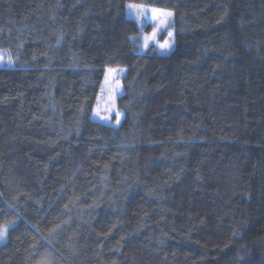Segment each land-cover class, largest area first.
I'll return each mask as SVG.
<instances>
[{"label":"trees","instance_id":"trees-1","mask_svg":"<svg viewBox=\"0 0 264 264\" xmlns=\"http://www.w3.org/2000/svg\"><path fill=\"white\" fill-rule=\"evenodd\" d=\"M0 49V264H264V0H0Z\"/></svg>","mask_w":264,"mask_h":264},{"label":"rangeland","instance_id":"rangeland-1","mask_svg":"<svg viewBox=\"0 0 264 264\" xmlns=\"http://www.w3.org/2000/svg\"><path fill=\"white\" fill-rule=\"evenodd\" d=\"M130 5L134 7H130ZM153 9L156 12H153ZM140 10V11H138ZM127 17L134 20L140 31V41H142V46L145 47V37H151L153 32H155V38L149 39L148 46L153 44L156 46L157 51L163 54H169L172 52L175 46L174 40V29L172 26V15L166 17L161 15V13L171 12L170 10L163 8H156L153 6H146L140 3L128 2L126 5ZM171 34V35H169ZM167 43L169 47L162 48L160 45ZM7 53L0 49V67H9L11 62H9ZM7 65V66H6ZM108 69H116V72L109 75ZM125 69L117 67L106 68L104 73V79L100 85V90L97 95L96 103L93 107L92 118L101 121L107 125L118 126L121 122V114L116 108L117 97L121 94V78L124 76ZM117 112L119 113V123L117 120ZM103 117H108V119H103ZM4 228V227H2ZM7 233V232H6ZM6 233H0V244L5 240Z\"/></svg>","mask_w":264,"mask_h":264},{"label":"snow or ice","instance_id":"snow-or-ice-1","mask_svg":"<svg viewBox=\"0 0 264 264\" xmlns=\"http://www.w3.org/2000/svg\"><path fill=\"white\" fill-rule=\"evenodd\" d=\"M130 7H134V6H132V5H130ZM138 11H140V10H138ZM153 12H156V10L155 9H153ZM161 15H163V16H166V17H170L171 15H172V13L171 12H165V13H161ZM169 35H171V34H169ZM155 38V32H153V34H152V36L151 37H145L144 39H145V47H147L148 46V41H149V39H154ZM170 45H168L167 43H165V44H163V45H160V47H162V48H166V47H169ZM9 62H11V60L9 59ZM116 72V69H108V74L109 75H111V74H113V73H115ZM117 120H116V122L117 123H119V113L117 112ZM103 119H108V117H103ZM6 231H7V228L6 227H4V228H0V233H6Z\"/></svg>","mask_w":264,"mask_h":264}]
</instances>
